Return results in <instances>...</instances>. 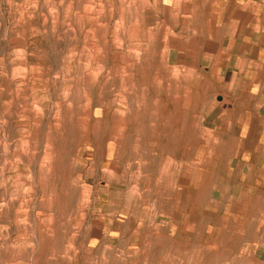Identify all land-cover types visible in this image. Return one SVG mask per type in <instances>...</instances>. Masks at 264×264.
<instances>
[{
	"label": "rangeland",
	"instance_id": "374dc122",
	"mask_svg": "<svg viewBox=\"0 0 264 264\" xmlns=\"http://www.w3.org/2000/svg\"><path fill=\"white\" fill-rule=\"evenodd\" d=\"M253 26L264 0H0V264H264L224 96Z\"/></svg>",
	"mask_w": 264,
	"mask_h": 264
},
{
	"label": "crops",
	"instance_id": "0c3cea01",
	"mask_svg": "<svg viewBox=\"0 0 264 264\" xmlns=\"http://www.w3.org/2000/svg\"><path fill=\"white\" fill-rule=\"evenodd\" d=\"M241 30L234 32V69L229 81L239 83V87H242L240 97L248 96L251 102L241 104L237 100V91H225L224 96L232 99L230 107L239 116L236 134L242 140L241 144L252 148L251 152L240 153L239 157H264V29L263 26H253L249 32ZM242 83L247 89L243 88ZM245 139L248 141L245 142ZM260 215L262 217H256L259 219L256 223L258 226L264 225V213Z\"/></svg>",
	"mask_w": 264,
	"mask_h": 264
}]
</instances>
